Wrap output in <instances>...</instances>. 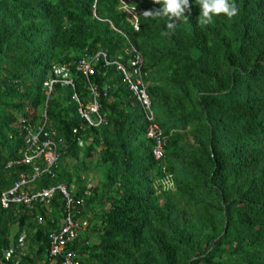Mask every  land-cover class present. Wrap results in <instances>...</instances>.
Wrapping results in <instances>:
<instances>
[{"label": "trees", "instance_id": "16d2710c", "mask_svg": "<svg viewBox=\"0 0 264 264\" xmlns=\"http://www.w3.org/2000/svg\"><path fill=\"white\" fill-rule=\"evenodd\" d=\"M234 2L231 19L200 25L198 0H189L172 29L167 17L140 16L136 30L121 0H0V196L22 174L32 177L35 164L23 159L30 132L44 126L60 155L30 189L66 185L83 198L74 210L80 233L66 247L79 264H264V0ZM131 44L144 57L161 159L115 65L101 59L91 77L106 124L81 128L71 86L46 94L60 67L88 102L76 63L99 50L125 56ZM65 205L59 190L34 208L0 203V264H60L50 234Z\"/></svg>", "mask_w": 264, "mask_h": 264}, {"label": "built area", "instance_id": "2783aa9c", "mask_svg": "<svg viewBox=\"0 0 264 264\" xmlns=\"http://www.w3.org/2000/svg\"><path fill=\"white\" fill-rule=\"evenodd\" d=\"M128 1L122 0V8L129 13V19L137 29V11L130 6ZM124 53L125 56L122 54L116 59L111 60L107 51L99 50L91 58H82L76 63L77 70L84 75L87 81V89L91 94L88 102H85L77 92L76 83L70 71L60 67H57L55 71L56 78L47 82L48 89L46 94L48 96L51 95L54 84L71 86L74 90L71 99L77 103L79 117L83 120L81 128L83 129L86 123L95 126L106 124V115L101 112V103L99 101L100 91L98 86L91 82V77L94 74L95 64L99 60L103 59L107 65H115L122 73L124 81L128 83L129 89L139 101L146 119L150 122L147 135L156 141V146L153 149L155 159H161L163 157L162 130L159 124L155 122L151 100L147 93L145 82L146 72L143 68L144 57L133 44L126 48ZM126 58L127 62L125 61ZM61 74L62 77H60ZM74 132H78V128H75ZM80 144L84 146L85 142H81ZM59 155L55 140L52 138L51 133L44 129V126L38 131H31L28 140V149L25 152L23 162L26 164H35L33 175L30 177L22 174L12 188L1 193L0 203L4 208H8L12 203H21L28 208H34L38 202L49 203L54 197L55 191H61L66 200L64 217L61 226L50 234V255L54 259L60 257V264H79L78 260L74 257L73 251H66V247L80 233V223L74 218V210L77 202H84L83 198L79 201L75 200L66 185L53 186L38 191H32L30 189L32 180L55 165L59 159ZM166 183L168 186L171 185L169 179L166 180ZM37 220L40 224L44 222L41 216H37ZM24 243L25 235H22L16 245H12L4 252L5 258L8 260L13 257L17 249L22 247Z\"/></svg>", "mask_w": 264, "mask_h": 264}, {"label": "clouds", "instance_id": "9594fccd", "mask_svg": "<svg viewBox=\"0 0 264 264\" xmlns=\"http://www.w3.org/2000/svg\"><path fill=\"white\" fill-rule=\"evenodd\" d=\"M128 2L130 6L135 8V10L137 11L138 28L140 16H145L152 17L154 19L157 17H167L169 22L166 23V27L168 29H172L174 25L170 21H172L173 18L185 16V10L189 7V0H154L155 3L160 4L159 10L141 12L139 9H137L134 5L131 4V0H129ZM198 6L200 9L198 24L200 25L211 24L213 22L214 17H218L221 14H223L229 19L238 15V8L234 0H198ZM120 8L124 13H126L127 19L130 21L129 13L122 8V0ZM130 23L134 27V24L131 21Z\"/></svg>", "mask_w": 264, "mask_h": 264}, {"label": "crops", "instance_id": "0c3cea01", "mask_svg": "<svg viewBox=\"0 0 264 264\" xmlns=\"http://www.w3.org/2000/svg\"><path fill=\"white\" fill-rule=\"evenodd\" d=\"M52 264H55V262H53Z\"/></svg>", "mask_w": 264, "mask_h": 264}]
</instances>
